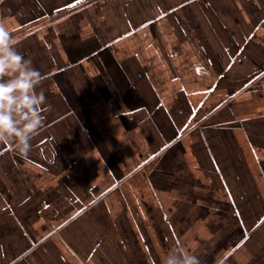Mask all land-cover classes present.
Instances as JSON below:
<instances>
[{"label": "crops", "instance_id": "crops-1", "mask_svg": "<svg viewBox=\"0 0 264 264\" xmlns=\"http://www.w3.org/2000/svg\"><path fill=\"white\" fill-rule=\"evenodd\" d=\"M51 109L0 146V264H264V0H0Z\"/></svg>", "mask_w": 264, "mask_h": 264}, {"label": "clouds", "instance_id": "clouds-1", "mask_svg": "<svg viewBox=\"0 0 264 264\" xmlns=\"http://www.w3.org/2000/svg\"><path fill=\"white\" fill-rule=\"evenodd\" d=\"M16 45L13 34L0 23V146L27 159L31 142L43 128L44 113L51 105L47 104L41 87V72ZM162 264H201V261L178 246L165 255Z\"/></svg>", "mask_w": 264, "mask_h": 264}]
</instances>
